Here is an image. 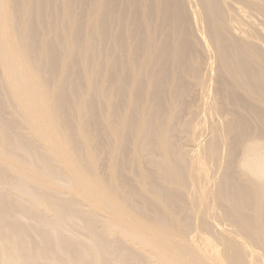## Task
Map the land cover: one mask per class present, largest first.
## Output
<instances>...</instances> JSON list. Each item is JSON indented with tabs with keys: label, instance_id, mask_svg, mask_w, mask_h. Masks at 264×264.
Returning a JSON list of instances; mask_svg holds the SVG:
<instances>
[{
	"label": "bare ground",
	"instance_id": "obj_1",
	"mask_svg": "<svg viewBox=\"0 0 264 264\" xmlns=\"http://www.w3.org/2000/svg\"><path fill=\"white\" fill-rule=\"evenodd\" d=\"M226 1L0 0V264H149V257L158 264H264V149L247 143L242 180L230 170L225 142V135L248 130L241 117L232 127L214 126L212 142L197 157L174 148L173 121L162 120L160 111L145 116L134 137L160 153L150 160L154 166L144 164L138 141L135 183L127 181L121 166L111 168L115 182L109 173L97 172L100 147L113 158L122 153L127 160L129 154L127 140L120 152L113 149L105 127L117 123L111 134L116 140L134 123L130 117L119 122L112 109L99 112L96 94L104 92L116 108L127 95L137 106L157 105L172 84L182 101L186 54L197 51L189 39L195 25L206 24L212 48L200 34L203 26L196 32L199 42L205 51L213 49L223 73L240 77L242 100L249 103L258 92L264 103V48L252 45L254 34L247 41V24L242 26L244 8L258 0H242L247 4L235 5L237 14L227 5L241 16L233 23ZM256 6L264 11L263 1ZM142 57L139 68L129 72L128 61ZM120 69L128 76L111 90ZM149 81L153 91L146 96ZM131 82L136 88L129 93ZM91 109L94 116L85 118ZM6 112L15 114L17 123ZM72 115L81 119L78 127ZM90 127L95 143L77 132ZM211 163L221 171L215 181ZM76 226L83 227V235Z\"/></svg>",
	"mask_w": 264,
	"mask_h": 264
},
{
	"label": "rangeland",
	"instance_id": "obj_2",
	"mask_svg": "<svg viewBox=\"0 0 264 264\" xmlns=\"http://www.w3.org/2000/svg\"><path fill=\"white\" fill-rule=\"evenodd\" d=\"M228 1L232 2V0H228ZM233 1H234L233 3L228 2V4L226 1V5H225L226 11H227V19L228 21H231L232 23L236 19L240 20L239 17H241L239 13L238 15L235 16V14H237V10L234 8L235 5L241 6L242 8H244L245 5L247 4V3L246 4L244 3L246 1H243L244 5L241 4L242 0L240 1L238 0L239 3L238 2L236 3L237 0H233ZM260 1L264 2V0H258V3ZM258 3H256V5ZM192 4L195 6L196 2ZM227 5L232 6L233 9L231 10L234 11L235 9L236 13L235 14H233L234 12L230 13L231 10L229 9V6L227 9ZM254 5L255 4H253V6L251 5L250 7H247L246 5V7L244 8L245 10L248 11V12L246 11L247 14L248 15L250 14L253 17H251L250 15L244 16L242 20H244L245 22L243 21L244 23H242L243 24L242 26H245V24L249 25V22L250 23L254 22L255 24L254 25L251 24L249 25V27H247L246 25V27L244 28L245 31L243 30V32H247L248 38L245 37L247 41H249L248 40L249 36L251 34L252 35L254 34L250 38V40L252 39V45L255 42L256 46L260 45L258 47L260 51H262L261 48L262 49L264 48V41H262V38H264V33H262L264 31L262 30L264 29V23L263 25H261L260 23L264 22V19H263L264 11L261 10L256 5L255 7ZM251 7L252 9H250ZM194 9L197 10L196 7H194ZM256 9H258L259 11ZM252 11H254L255 14ZM258 12L260 13V15ZM230 14H233L235 17L233 16L231 17ZM229 16L232 18V20ZM249 17L250 19L253 18L252 21L249 19ZM245 19L247 21L249 20L248 23H246L247 21ZM202 24H199L198 26L196 25L194 26L195 28L193 29L194 30L193 33L195 35L192 34V36H190L189 38V39H192V38L194 39V40L192 39L191 41L193 42L194 45H196L194 46V48L196 47L195 49L197 51L193 50L192 48V51L194 52L193 53L190 52L186 54V58L188 62L187 71L183 72L182 76L187 84L186 86L187 88L185 87V85H183L181 88L183 89L182 90L183 92L182 101H179L174 95L172 84H170L167 87L164 96H163L164 92L162 90L163 92L161 96L162 103H157V105H155L154 102H145L137 106L131 101L129 102V98L127 95L124 102L119 107L116 108L114 100H105L104 92L102 93V95L101 93L96 94L99 112H102L103 110H107V109H112L113 111H115L119 122L123 121L126 117H130L134 123L132 128L123 129L121 132H119L118 135L120 136V138H116V140H113L111 137V134L114 133L113 130H115L118 126L116 122H112L110 124L111 126L110 128L105 127L104 129V133L109 138L110 144L113 146V149H115L117 152H120L121 149L124 147L123 144L121 143L122 140H127L128 145H130L127 160L122 158V153H118L117 156L113 158L112 155L109 154L103 147H100L99 151L97 150V155H99V167L97 169V172L99 174H104V175H107L109 173V181L115 182V180L111 178V168L114 166H117V168L121 166L123 172L125 173V176L127 177V181L129 180L130 182H133V183L136 182L138 170L135 169V156L137 154L136 146L139 144L138 141L140 138L138 139L134 137V133L138 131L139 129L138 122L140 119H143L145 116L151 118L153 114H157L156 112H159V111L160 112L158 114L161 116L162 120L164 121L168 120L169 122L173 121L172 126H171V133L174 135V139L176 140L178 144V146L174 148L178 149L179 151H183L187 154H192L193 156H197V157L200 156L202 154V151L208 148L209 143L212 142L214 126H219V127L225 126L227 128L229 126L232 127L235 120L241 117L242 121L244 122L246 126V129L248 130H246V132H244L243 134L240 133L239 136L234 137V138L230 137L229 135H225V142L226 144L227 142L230 144L229 145L230 160L233 162V164H231L230 170L231 171L234 170L235 173L238 175V177L242 180H244L247 177V171L242 167V161L245 155V149H246L247 143L249 141H254L257 147H261V149H264V115L263 116L258 115L259 112L264 114V103H262L258 99L259 98L258 92H256L254 97L249 100V103H247V101L244 102L242 100V97L240 96V94L244 93L243 91L244 86L241 85L243 83L241 80L240 82L237 80L240 77H237L233 74L229 76V73H227L226 71L223 73L221 64L216 58L217 56L215 52L213 51V49L210 51H205L203 49L204 47L200 44L199 37H198L200 35L198 34L201 31L200 33L201 35L207 36L204 39V43L206 45L208 44L210 49L212 48L211 40L209 39L208 34L206 32L207 31V27H205L206 24H204V22ZM199 26H203L202 27L203 29ZM199 29H202V30L199 31ZM251 29L256 30L257 32L259 31V34L261 33L263 35L260 34L258 36L257 35L258 33L256 31H253L252 33ZM248 30L250 34H248ZM236 31L237 33L239 32L241 33V34L239 33V36H243V37L246 36L245 33H243L242 31L240 30H236ZM237 33L235 34L238 35ZM255 36H257L258 38ZM260 36L262 37L261 39H259ZM252 37L257 41H255ZM112 42H113L112 38L107 39L108 44H112ZM261 54H264V50ZM96 58L103 60V56H99ZM142 59L143 57L141 59H137L138 62L136 60H129L127 64L129 72L139 68L140 61ZM175 59H176V55L174 54L172 55L171 65H173ZM263 61H262V64L264 65ZM185 67H186V64H185ZM148 70H153V64L148 65ZM195 71H197V73H195ZM252 71L255 72V68L252 69ZM220 73H222L221 83L219 81ZM127 76H128V72L126 70L120 69L119 71H117L114 74L110 82V89L114 90V87L117 85L118 81ZM203 80H205V83ZM149 82H150L149 86L147 87V90H146V96H150L153 91L152 89L153 83L152 81H149ZM130 84L131 86L129 88V93H132L136 87L133 82H131ZM262 84H263L262 88H264V82ZM259 88L260 87L257 86L255 90ZM180 97H182V94H180ZM6 116L10 117L12 122L17 123L18 119L15 114L6 112ZM93 116H94L93 109H91L85 114V118H92ZM69 119L74 123L75 127H78L80 125L81 119L78 118L76 115L70 116ZM168 127H170V124H168ZM22 132L26 135L30 134L27 129H22ZM77 132L79 135L88 136L91 143L96 142L94 128L92 127H90L89 129L80 128L77 130ZM139 142L144 146L142 148L144 164L147 166H154L150 162V160L159 159V157L161 156L160 153L159 152L152 153L151 150L146 146L147 140H143ZM223 153L225 157L226 156L228 157V150L226 148L223 149ZM212 164L213 163H211V166H212L211 169L213 171L212 170L210 171L211 175L215 173L214 171H216V173L218 172L217 174L215 173L217 176H215L214 174V176L212 175L213 178L210 177L211 180L213 179L215 181L216 179L220 177L221 171L220 169L217 168L218 166H214ZM216 168L218 169V171ZM183 190L186 191V187H184ZM195 214H200V212H196ZM191 216L193 218H197L195 215H191ZM176 224L178 225L182 224V221H180V218H177ZM228 227L229 225L226 224L225 226L220 227V228L222 229V228H228ZM76 230L78 233H80V235H83L85 232L82 226H76ZM193 234H190L189 237H193ZM31 236L34 237V239L37 238L35 233H32ZM126 242L134 246L135 248L145 250L144 248L140 247L138 244H135L131 241L126 240ZM149 264H158V263L149 257Z\"/></svg>",
	"mask_w": 264,
	"mask_h": 264
}]
</instances>
